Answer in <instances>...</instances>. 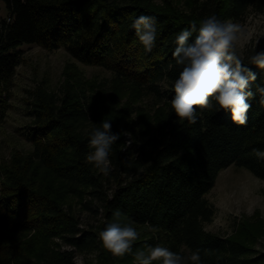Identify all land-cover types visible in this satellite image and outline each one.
<instances>
[{
  "label": "trees",
  "instance_id": "obj_1",
  "mask_svg": "<svg viewBox=\"0 0 264 264\" xmlns=\"http://www.w3.org/2000/svg\"><path fill=\"white\" fill-rule=\"evenodd\" d=\"M1 3L7 16H0V91L12 88L23 62L21 47L36 45L48 51L65 49L83 65L106 68L120 83L153 96L162 106L133 132L130 147L123 135L112 145L113 170L104 175L87 162L86 154L93 126L108 120L113 133L123 131L114 122L113 109L86 95L38 92L30 103L34 121L28 136L33 151L15 158L12 166L0 167L4 179L0 264H40V257L44 264H74L76 252L96 253L105 264H136L133 254L112 259L99 239L114 222L116 210L121 212L120 223L142 229L133 253L159 244L185 256L199 249L201 264H264V252L204 228L214 215L206 196L221 171L235 165L264 181V160L253 154V149L264 150V105L259 94L249 100L252 107L245 126L233 123L231 113L224 110H203L196 124L180 123L170 104L172 84L183 67L172 55L175 35L192 23L199 27L210 15L240 23L250 13L264 14V0H202L182 15L158 9L148 0ZM139 15L156 21L151 53L144 51L130 27ZM260 50L264 48L256 51ZM250 54L244 56L245 64ZM248 67L256 74L251 86L255 91L256 83L264 84V70ZM6 110L5 105L0 108V123ZM72 196L83 200L85 210L101 214L102 222L81 227L71 207H66ZM149 225L158 230L150 231ZM52 239L74 250L50 251L39 245Z\"/></svg>",
  "mask_w": 264,
  "mask_h": 264
},
{
  "label": "rangeland",
  "instance_id": "obj_2",
  "mask_svg": "<svg viewBox=\"0 0 264 264\" xmlns=\"http://www.w3.org/2000/svg\"><path fill=\"white\" fill-rule=\"evenodd\" d=\"M148 1L158 9L182 15L190 13L191 7L202 0ZM0 16H7L2 3ZM238 24L251 34L250 40L238 48L241 55L264 48V14L250 13ZM21 50L23 62L16 70L12 88L9 92L0 91V108L2 110L4 105L7 108L0 123V167L12 166L15 158L26 157L33 151L28 136L29 127L34 121L30 115V103L40 91L58 97L79 94L98 99L113 109L114 122L123 131L131 132L132 136L140 126L152 120L156 109L162 106L153 96H143L131 85L120 83L112 71L83 65L65 49L48 51L36 45H24ZM3 181V177H0V192L4 188ZM206 198L214 208L212 220L204 224L206 231L245 242L264 252L263 180L246 169L232 165L219 173ZM82 201L72 196L67 200L66 207H71L81 227L98 226L102 222V215L85 210ZM133 227L142 235L141 228ZM39 245L50 251L74 250L60 239L39 242ZM125 257L111 254L116 261ZM73 261L74 264H105L96 253L76 252ZM132 261L135 262L134 259ZM39 263L44 264L41 257Z\"/></svg>",
  "mask_w": 264,
  "mask_h": 264
},
{
  "label": "clouds",
  "instance_id": "obj_3",
  "mask_svg": "<svg viewBox=\"0 0 264 264\" xmlns=\"http://www.w3.org/2000/svg\"><path fill=\"white\" fill-rule=\"evenodd\" d=\"M130 27L135 30L146 53H151L157 40V26L154 17L137 16ZM196 33L192 42L189 38ZM248 33L240 24L231 20H220L215 15L192 23L189 28L182 29L175 35L176 45L172 55L176 65H181L182 71L172 84L174 95L170 100L171 108L180 123L187 121L196 124L203 110L218 112L224 110L231 113L232 122L245 126L247 113L252 105L249 100L259 94V103L264 105V84L256 83L255 91L251 86L256 81V74L248 67L255 65L264 70V50L256 51L245 57L238 50L250 40ZM201 110L199 113L197 110ZM112 124L104 120L90 131L86 160L100 173L108 175L112 170L110 159L112 145L123 135L126 144H133L132 133L122 131L112 132ZM258 160H264V150L253 149ZM130 166V165H129ZM114 222L99 233L103 247L115 257L133 254L136 264H201L200 250L189 255H181L161 245H146L133 253V244L139 238L138 231L131 223H120L121 212L113 213ZM149 230L158 229L149 225Z\"/></svg>",
  "mask_w": 264,
  "mask_h": 264
}]
</instances>
